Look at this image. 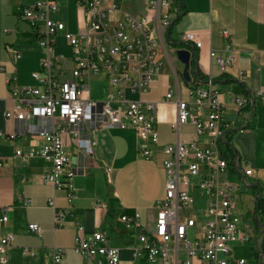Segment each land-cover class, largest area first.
Here are the masks:
<instances>
[{
	"label": "built area",
	"instance_id": "obj_1",
	"mask_svg": "<svg viewBox=\"0 0 264 264\" xmlns=\"http://www.w3.org/2000/svg\"><path fill=\"white\" fill-rule=\"evenodd\" d=\"M106 1L78 0L85 17L76 33L68 32L65 21L52 15L58 9V0H35L21 7L19 17L31 26L42 56L40 68L31 72L33 83H18L14 75L6 80L13 105L5 116L16 120L17 126L10 132L0 131V136L13 142L21 137L28 139V146H18L14 156L28 160L40 154L51 161L42 180L65 189L72 200L74 177L85 172L94 153L96 132L101 128H133L138 151L145 158L161 151L166 173L164 196L157 203L150 227L144 226L139 211L119 216L127 228L138 231L141 244L134 247L135 256L158 264H249L247 255L237 253L243 248L255 258V264H263L264 223L256 212L259 194L246 209L238 202L239 193L256 185L254 167L234 144L230 156L223 146L230 130L250 125L255 97L263 90L236 97L241 120L238 124L226 113L214 79L202 77L198 68L193 72L190 69L186 96L181 89L176 93L172 88L164 96L176 106L173 127L179 131L182 124L190 122L194 135L189 140L159 145L155 115L158 102L145 100L143 94L164 67L165 43L157 30L171 26L178 13V7L172 9L176 0H145L147 11L139 15L123 12L116 0L111 4ZM60 33L70 46L68 54L56 51ZM222 34L228 37L230 31L225 28ZM183 39L192 46L193 55V48L203 46L195 30L185 31ZM210 55L217 57L222 69L234 58L231 50L226 56L216 50ZM14 56L18 58L21 53ZM3 69L0 65V73ZM96 77L104 81L101 97L92 93ZM35 137L41 141L38 149L33 146ZM197 188L205 194L204 207L196 199ZM50 204L55 206L54 199ZM8 210L9 206H0V225L7 223ZM62 213L56 211L55 223L61 222ZM79 228L83 229V224ZM28 229L41 231L34 221L28 223ZM14 239L13 232L0 236L1 264H10L8 248ZM72 248L84 256H101L100 264L121 262L120 247L111 244L100 230L76 235ZM67 250L52 246L50 264H61ZM23 252L35 254L29 246H24Z\"/></svg>",
	"mask_w": 264,
	"mask_h": 264
},
{
	"label": "crops",
	"instance_id": "obj_2",
	"mask_svg": "<svg viewBox=\"0 0 264 264\" xmlns=\"http://www.w3.org/2000/svg\"><path fill=\"white\" fill-rule=\"evenodd\" d=\"M34 1L0 0V65L4 67L0 73L2 132L13 131L17 126L16 120L5 116V111L13 105L6 80L14 75L18 83H33L31 72L40 68L42 50L31 26L19 17L21 7ZM77 2L58 0V9L52 13L55 18L65 21L66 30L71 33L78 32L85 17ZM116 2L123 12L135 15L145 13L148 7L145 0ZM106 3L111 4V0ZM177 7L175 2L172 9L175 11ZM184 8V13L170 27L157 30L165 43V64L148 89L157 91V95L143 97L158 102L155 115L159 145L178 139L189 140L195 132L190 122L182 124L179 131L173 127L176 106L164 96L169 88L176 93L181 89L182 96H186L182 88L185 64L178 58L177 50H192V46L183 39V33L195 30L200 33L203 46L193 48L197 59L191 62V66L198 68L205 79L210 76L214 79L215 87L226 104V113L235 117L238 124L241 120L236 97L263 90V94L255 97L250 125L243 130H235L232 141L255 170L256 185L241 192L240 195L248 191V197L238 199L239 205L246 209L257 194L261 195L264 205V0H184ZM225 28L230 31L228 37L222 34ZM56 39V48L60 45L62 48L70 47L64 34H58ZM211 50L223 56L231 50L234 58L222 69L217 57L210 55ZM17 52L21 56L15 58ZM185 89L187 93V86ZM27 141L21 137L13 142L0 136V206H9V219L0 225V236L7 232L15 234L14 242L8 248L9 263L50 264V248L64 246L68 250L61 264H100L101 256H84L72 248L76 235L100 230L111 244L120 247V264H148L145 256H135L134 247L141 244L138 231L127 228L119 216L139 211L144 226L152 225L157 203L165 190L166 173L161 151L151 158L142 156L133 128L99 129L94 153L85 172L74 177L76 191L69 200L65 189H56L41 178L51 168V161L40 154L28 160L14 156L18 146H28ZM32 142L38 149L40 138L35 137ZM26 199L28 203H25ZM51 199H54L55 206L50 204ZM99 202L103 205L98 206ZM59 210L63 211L61 222L55 223L54 216ZM31 221L40 224V232L28 229ZM262 221L264 223V216ZM80 223L83 229L79 228ZM262 237L264 249V231ZM24 246L32 248L35 254L24 253Z\"/></svg>",
	"mask_w": 264,
	"mask_h": 264
},
{
	"label": "rangeland",
	"instance_id": "obj_3",
	"mask_svg": "<svg viewBox=\"0 0 264 264\" xmlns=\"http://www.w3.org/2000/svg\"><path fill=\"white\" fill-rule=\"evenodd\" d=\"M59 43H61V42H59ZM56 51L58 53L68 54L70 52V47L69 48H62V46L60 45V46H58L56 48ZM182 78H183V81H182V84H183L182 86L183 87L182 88H183V93L185 95L186 94L185 87L188 84H187L186 81L184 82V77H182ZM103 86H104V81L101 80V78L98 79V77H96V79L93 82V86H92V88H93V92L92 93H93V96L94 97H101L104 94V87ZM156 95H157V91L150 90V91L144 93L143 94V97L146 99V98H148L150 96L153 97V96H156ZM161 98H162V96H161ZM195 193H196L195 194L196 199L199 201L200 206L204 207L206 205V199H205L204 192H202L199 188H197ZM240 194L241 193L238 194V199L239 200L242 199L243 197H245V198L248 197V195H247L248 194V191H245L242 195H240ZM237 253L238 254H245V255H247L250 258L249 264H255L256 260H255V258L253 256H251V254H250V252L248 250H245L243 248L242 249L241 248H238L237 249ZM148 264H158V263L148 262Z\"/></svg>",
	"mask_w": 264,
	"mask_h": 264
},
{
	"label": "trees",
	"instance_id": "obj_4",
	"mask_svg": "<svg viewBox=\"0 0 264 264\" xmlns=\"http://www.w3.org/2000/svg\"><path fill=\"white\" fill-rule=\"evenodd\" d=\"M176 2L178 4V13H177V16L174 18L173 22L176 21L185 11L184 0H176ZM194 57H195V59L192 60V63H194V61H196V54H194ZM190 69L192 72L194 71L193 65L191 66ZM202 77H204V76L202 75ZM233 132H234V130H230L228 132V138H227L226 142H224V145H223L227 149V155L228 156H230L234 150L233 141H232V133ZM256 212H257V214L260 215V217L262 219L264 216V205H263L261 195L258 196L257 201H256Z\"/></svg>",
	"mask_w": 264,
	"mask_h": 264
},
{
	"label": "water",
	"instance_id": "obj_5",
	"mask_svg": "<svg viewBox=\"0 0 264 264\" xmlns=\"http://www.w3.org/2000/svg\"><path fill=\"white\" fill-rule=\"evenodd\" d=\"M177 56L185 64V68L183 70V77L188 81L190 80L191 62L193 59H195L193 52L188 48H179L177 50Z\"/></svg>",
	"mask_w": 264,
	"mask_h": 264
}]
</instances>
